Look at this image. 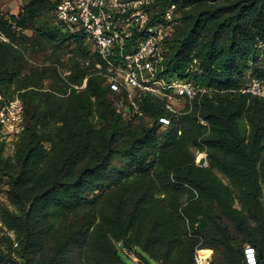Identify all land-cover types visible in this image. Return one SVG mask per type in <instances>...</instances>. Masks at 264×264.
Masks as SVG:
<instances>
[{
	"label": "trees",
	"instance_id": "1",
	"mask_svg": "<svg viewBox=\"0 0 264 264\" xmlns=\"http://www.w3.org/2000/svg\"><path fill=\"white\" fill-rule=\"evenodd\" d=\"M44 1L29 0L18 14L0 10V31L10 38L0 40V89L15 86L24 106L13 155H3L0 140V264H131L123 249L143 264H194L200 245L222 246L229 264H246L239 241L264 254V96L242 90L247 74L264 80V0H155L151 22L160 17L157 6L162 14L186 8L157 75L208 90L178 114L165 97L146 92L143 114L130 118L97 70L63 78V97L21 74L16 26L38 23ZM56 5L42 32L88 54L83 37L53 23ZM146 115L151 125H133ZM197 142L207 164L196 162ZM201 218L208 220L202 230Z\"/></svg>",
	"mask_w": 264,
	"mask_h": 264
},
{
	"label": "built area",
	"instance_id": "2",
	"mask_svg": "<svg viewBox=\"0 0 264 264\" xmlns=\"http://www.w3.org/2000/svg\"><path fill=\"white\" fill-rule=\"evenodd\" d=\"M56 1L53 23L83 37L101 56L106 69L99 73L113 90L125 93L124 100L128 96L132 97L127 106L133 115L143 114L140 100L146 92L165 98L174 93L188 99L207 92L206 87L191 80H168L157 75L165 59L166 40L178 23L174 7L168 6L159 19L151 22L155 0ZM242 90L264 96V80L252 78ZM166 106L174 114L181 112L169 101ZM23 112L24 106L20 99L5 101L0 93V125L3 129L18 136L24 129ZM161 120L166 125L170 123L168 117H162ZM2 200L0 196V206ZM1 228L5 229L0 207ZM205 250L207 248H197L194 264H210L211 254L203 253ZM244 253L246 264H260V261L264 264V259L260 258L254 245L247 244Z\"/></svg>",
	"mask_w": 264,
	"mask_h": 264
},
{
	"label": "rangeland",
	"instance_id": "3",
	"mask_svg": "<svg viewBox=\"0 0 264 264\" xmlns=\"http://www.w3.org/2000/svg\"><path fill=\"white\" fill-rule=\"evenodd\" d=\"M56 0H45L43 2V7L40 9V15L38 16V23H34L33 21H29L26 28L16 29L18 35H22L21 40L15 41V46L21 50L23 54V59L20 58L17 62L19 66H23L22 75L32 74L35 77H39L43 80L42 86L44 90H49L55 95L59 97H63L65 92L69 90L68 84L65 83L63 78L71 73H77L84 68H87V71L92 72L97 70V72L102 71L106 66L100 60H95L94 49L91 46L89 47L90 51L87 54L86 49L79 46L75 42L71 40L63 41L60 35L53 36L50 32H42V29L45 27L51 26V15L54 10V2ZM29 2V0H0V10L7 14H18L21 10V7ZM15 6L13 10L12 7ZM186 8H179L176 11L178 17L183 19V12ZM14 11V12H13ZM154 13H157L160 17L162 13H160V7L157 6ZM159 17V18H160ZM158 18V19H159ZM181 21V20H180ZM183 25L185 22L183 21ZM173 31V30H172ZM172 33V32H171ZM0 40L10 42V38L7 37L2 31H0ZM264 45V44H262ZM88 49V47H87ZM260 55L261 61L260 65L264 66V46L260 47ZM89 67V69H88ZM96 72V71H95ZM66 81L68 79H65ZM252 81V77L247 74L245 84L247 85ZM87 84V77L84 78L83 84L78 86L81 88L83 85ZM0 92L4 98V100L9 101L13 99H20L18 96V91H15V86L10 87V89H0ZM171 93V92H170ZM124 92H118V96L121 99L120 104L117 102L118 108L124 111V116L126 118H130L133 114L130 111V108L127 106L128 101L132 99L131 96H128L126 100H124L123 95ZM170 97H166L165 99L171 103L175 108L182 110L188 104V98L179 97L178 95L172 93ZM21 100V99H20ZM22 101V100H21ZM97 118L95 119V121ZM153 118L149 115H146L140 119H136L133 121V125L142 129L143 127H148L153 123ZM2 127V126H1ZM164 131V127L159 129V135H161ZM17 136L10 134L6 131V129L1 128L0 130V140L6 141V146L3 151L4 156H9L14 154V142ZM191 151L195 155L196 162L201 163V159L199 156L204 153V164H207V151L203 148L200 143H194L191 145ZM114 162L119 165L120 159L119 157L114 158ZM220 177L228 183V179L221 173H219ZM6 185L0 186V196L4 199L6 194ZM98 193V190L95 192ZM200 223V220H199ZM198 223V224H199ZM208 223V220H207ZM198 226V225H197ZM234 234L236 235V231L234 230ZM2 233H0V236ZM12 237L14 236L13 232H11ZM241 239V237H240ZM249 244L247 241H239L238 248L242 249L241 251H245V246ZM201 248H207V250L203 251V253L211 254L210 256V264H229V260L225 255V251L222 246L211 247L209 245L201 246ZM198 247V248H200ZM197 250V249H196ZM124 253L127 255L129 262L131 264H143V260L136 254L135 251H131L128 249H123ZM245 254V253H244ZM195 262V261H194ZM152 264H159L156 261H152Z\"/></svg>",
	"mask_w": 264,
	"mask_h": 264
},
{
	"label": "water",
	"instance_id": "4",
	"mask_svg": "<svg viewBox=\"0 0 264 264\" xmlns=\"http://www.w3.org/2000/svg\"><path fill=\"white\" fill-rule=\"evenodd\" d=\"M204 160L205 159L202 158L200 162L203 163ZM206 225H207V220L205 218H201L200 219V223L198 224L197 228L202 230V229H204L206 227ZM259 256H260L261 259H264V254L262 252L259 253Z\"/></svg>",
	"mask_w": 264,
	"mask_h": 264
},
{
	"label": "bare ground",
	"instance_id": "5",
	"mask_svg": "<svg viewBox=\"0 0 264 264\" xmlns=\"http://www.w3.org/2000/svg\"><path fill=\"white\" fill-rule=\"evenodd\" d=\"M203 157H204V153H202V154L199 156L200 159L203 158Z\"/></svg>",
	"mask_w": 264,
	"mask_h": 264
},
{
	"label": "crops",
	"instance_id": "6",
	"mask_svg": "<svg viewBox=\"0 0 264 264\" xmlns=\"http://www.w3.org/2000/svg\"><path fill=\"white\" fill-rule=\"evenodd\" d=\"M13 8V10L15 9V6L14 7H12ZM14 12V11H13Z\"/></svg>",
	"mask_w": 264,
	"mask_h": 264
}]
</instances>
